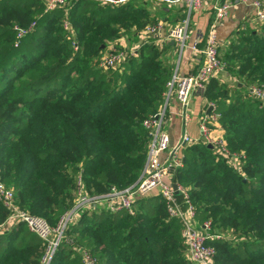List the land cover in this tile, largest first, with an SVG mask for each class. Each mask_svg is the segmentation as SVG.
Returning a JSON list of instances; mask_svg holds the SVG:
<instances>
[{
	"label": "trees",
	"instance_id": "16d2710c",
	"mask_svg": "<svg viewBox=\"0 0 264 264\" xmlns=\"http://www.w3.org/2000/svg\"><path fill=\"white\" fill-rule=\"evenodd\" d=\"M162 15L175 23L185 12H157L149 0H67L50 10L42 0H0V180L19 207L55 225L75 202L78 178L89 194L139 178L151 139L144 120L164 104L175 53L171 42L139 33ZM31 22L18 35L15 25ZM123 30L138 48L102 66L109 45L121 48ZM218 52L238 80L211 77L204 95L220 112L227 146L245 155V174L198 140L183 148L171 180L187 189L197 222L211 220L206 243L218 264H264V103L246 91L264 85V23L241 24ZM8 212L0 202V223ZM182 229L157 193L135 198L131 211L87 206L66 224L47 264H84L83 249L95 264H191ZM45 249L23 221L0 230V264H42Z\"/></svg>",
	"mask_w": 264,
	"mask_h": 264
},
{
	"label": "built area",
	"instance_id": "2783aa9c",
	"mask_svg": "<svg viewBox=\"0 0 264 264\" xmlns=\"http://www.w3.org/2000/svg\"><path fill=\"white\" fill-rule=\"evenodd\" d=\"M44 10H50L67 3V0H42ZM100 2L119 3L124 0H98ZM237 4L251 6L253 17L262 24L264 22V0H151V8L175 6L182 7L185 17L178 22H170L166 18L159 17L155 21L146 24L139 33L141 40L147 37L155 38L157 43L174 41L179 53L185 46H188L197 66L188 73L178 72V61L174 62V70L167 81V91L163 106L154 114L144 120L145 126L151 134L146 159L139 178L132 184L117 188L112 186L102 194H89L84 191L81 179L78 178V188L74 204L66 210L55 225H51L43 217L31 213L19 207L14 199L12 187L7 186L0 180V202L9 209L6 218L0 223V230L10 223L23 221L29 229L37 233L46 242L45 253L42 264H47L55 247L60 241L66 224L75 219L81 209L87 206H99L110 211L121 208L131 211L135 198L149 194H160L165 203L169 216L181 219L183 223L182 235L186 244L187 257L195 264H218L215 260V248L206 243L209 235L208 228L211 220L206 219L199 224L195 218V206L187 191L180 183L174 186L171 177L177 168L183 166V148L191 141H203L211 144L212 148L227 157L238 168L242 169V161L245 155L242 152L231 150L221 133L214 130L219 127L218 119L220 112L216 110L213 100H207L199 114L198 138H193L185 129L180 138L171 143L169 134L164 128L166 121V103L170 96H174L179 103L178 113L186 124L191 118L187 108L190 96L195 90H205L206 84L211 77H215L226 71L225 62L221 59L218 47L220 41L217 35V26L229 14L231 8ZM203 7L212 9V16L205 33H198L191 43H187L192 13ZM65 29L73 32L70 20L67 17L62 19ZM33 22L27 26H16L18 35L24 34L31 28ZM74 48L77 41L72 40ZM121 48L109 45L101 55L102 66L115 65L128 54H133L138 44L127 46L120 42ZM249 96L258 98L264 103V85L250 83L246 85ZM84 264H95V258L86 249L81 250Z\"/></svg>",
	"mask_w": 264,
	"mask_h": 264
},
{
	"label": "crops",
	"instance_id": "0c3cea01",
	"mask_svg": "<svg viewBox=\"0 0 264 264\" xmlns=\"http://www.w3.org/2000/svg\"><path fill=\"white\" fill-rule=\"evenodd\" d=\"M175 7V6H166L165 8ZM212 16V9L210 7H203L199 11H195L191 16V25L189 30V36L187 43H191L198 33H205L207 26L210 22ZM264 23V22H263ZM262 23V24H263ZM248 25L255 30H260L262 24L258 23L253 17V9L251 6L244 4H237L233 6L229 14L219 23L217 26V35L220 41V45L224 42H227L230 33L236 29L238 26ZM176 53V45L174 44V50ZM175 62L178 61V72L179 73H188L195 69L197 64L193 59V53L188 46H185L183 50L179 53ZM174 53V54H175ZM218 81L231 85L235 83L238 79L231 75L227 70L216 76ZM208 99L204 95V90H195L192 92L187 108L190 111L191 118L185 126L183 118L178 113L179 103L176 98L172 95L169 97L166 103V121L164 128L169 134L170 142H176L183 131L186 129L192 140L198 138L199 128H198V118L199 114ZM215 133L223 134V130L219 126L214 130ZM193 142V141H191ZM171 180V177H167ZM172 183H175L171 180ZM195 264V263H191Z\"/></svg>",
	"mask_w": 264,
	"mask_h": 264
},
{
	"label": "rangeland",
	"instance_id": "374dc122",
	"mask_svg": "<svg viewBox=\"0 0 264 264\" xmlns=\"http://www.w3.org/2000/svg\"><path fill=\"white\" fill-rule=\"evenodd\" d=\"M150 1V3H151V0H149ZM155 10L157 11V12H161V8L160 7H156L155 8ZM159 17H162V18H165L163 15L162 16H159ZM191 21H192V19H191ZM189 25H191V23H189ZM26 26V25H25ZM116 41H118V43H120V42H124V43H126V45L127 46H134L135 44H138V41H137V39L133 36V34L132 33H130V32H128V31H126V30H123V31H121V33L116 37V39H115ZM174 56V62L176 61V59H177V56H178V51H177V49H176V53L173 55ZM245 159V158H244ZM226 160H227V162L230 164V165H232V167L234 168V170L235 171H237V172H239V173H244V171L242 170V169H240V170H238V168L232 163V161L230 160V159H228L227 157H226ZM244 161V160H243ZM242 161V162H243ZM245 174V173H244Z\"/></svg>",
	"mask_w": 264,
	"mask_h": 264
},
{
	"label": "water",
	"instance_id": "95a60500",
	"mask_svg": "<svg viewBox=\"0 0 264 264\" xmlns=\"http://www.w3.org/2000/svg\"><path fill=\"white\" fill-rule=\"evenodd\" d=\"M172 44H174V41H171ZM209 147H212L211 144H207ZM174 186H176V183L173 184Z\"/></svg>",
	"mask_w": 264,
	"mask_h": 264
}]
</instances>
